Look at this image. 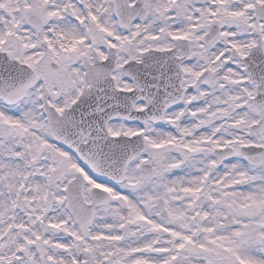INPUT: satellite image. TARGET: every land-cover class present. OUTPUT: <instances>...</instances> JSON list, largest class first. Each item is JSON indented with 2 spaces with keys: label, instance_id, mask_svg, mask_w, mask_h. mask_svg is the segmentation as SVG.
<instances>
[{
  "label": "snow or ice",
  "instance_id": "snow-or-ice-1",
  "mask_svg": "<svg viewBox=\"0 0 264 264\" xmlns=\"http://www.w3.org/2000/svg\"><path fill=\"white\" fill-rule=\"evenodd\" d=\"M0 264H264V0H0Z\"/></svg>",
  "mask_w": 264,
  "mask_h": 264
}]
</instances>
